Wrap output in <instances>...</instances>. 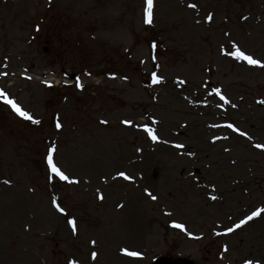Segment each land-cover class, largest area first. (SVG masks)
I'll return each instance as SVG.
<instances>
[{
  "label": "rangeland",
  "instance_id": "1",
  "mask_svg": "<svg viewBox=\"0 0 264 264\" xmlns=\"http://www.w3.org/2000/svg\"><path fill=\"white\" fill-rule=\"evenodd\" d=\"M144 7L0 0V92L40 121L0 97V264H264V213L211 238L264 203V67L221 52L264 64V0H153L151 23ZM49 148L77 183L49 179Z\"/></svg>",
  "mask_w": 264,
  "mask_h": 264
},
{
  "label": "snow or ice",
  "instance_id": "2",
  "mask_svg": "<svg viewBox=\"0 0 264 264\" xmlns=\"http://www.w3.org/2000/svg\"><path fill=\"white\" fill-rule=\"evenodd\" d=\"M144 20L145 23H151V13H152V8H153V0H144ZM189 7L191 8H195L196 5L195 4H190ZM212 19V14L209 13L208 16L206 17L207 21H211ZM227 35V33H226ZM153 47H155V45H153ZM221 52L224 55L227 56H231L233 59L235 60H240V61H245L247 62L249 65H253V66H258V67H264V64H261V62L257 59H254L251 55H247L244 51H241L240 48L233 43L231 45L230 50H228L227 52L224 51L223 47L221 48ZM3 74V73H0ZM151 79H152V83L156 84L160 82L161 78H158L157 74L155 72H153L151 74ZM181 83H183V81H181ZM77 88L82 87V85L79 83V81H77L76 84ZM215 94L216 96L219 97V99L221 101H223V104H228L229 101L225 98L224 95L221 94V90L219 88H213L211 93H209V95ZM0 97L3 98L4 103L9 105L11 107V109L20 117L31 121L34 124H38L40 123L39 120L34 119L27 111H23L13 100L7 98V96H5V94L3 92H0ZM260 103H264V101H261ZM220 107H222L223 105H219ZM102 123H106V121H102ZM122 123L125 124H131V121H122ZM153 124L156 123L155 120L152 121ZM215 126V125H214ZM57 129H59L61 127V125L59 123L56 124ZM224 127H227L229 129H231L233 132H239L240 136H245L246 133L239 131L237 128L234 127L233 124L228 123L226 125H224ZM143 131L146 132L149 136V138L153 141H157V136L154 133V129L152 127H149L148 125H143L142 126ZM214 139H216L214 137ZM176 147H181V145H176ZM255 148L258 149H264V144H255L254 145ZM53 152L54 149L53 148H49L48 149V154L46 156V160H47V164H48V169L51 173V176L49 177V179H59L61 181H66L69 183H77L78 181L76 180H72L69 178V176H67L54 162V158H53ZM118 176L123 177L124 179H130V177H128L124 172H118L117 173ZM5 184L9 183V181H4ZM146 194L151 196L152 200H155L156 197L152 196L150 193L147 192V190H145ZM102 199V197H99ZM214 199V197H213ZM53 207L56 208L57 211L59 212H63V209L59 207V205L57 204L56 200L53 199L52 201ZM262 213H264V207H258L256 208L254 211H252L249 215H246L243 219H240L238 223H234L231 227H227L225 229V233H231L234 231V229L241 227L242 225H244L245 223H247L248 221L252 220L255 217L260 216ZM68 225L72 228V231L75 233L76 231V227H75V221L73 219H69L67 221ZM173 227L179 228L182 231L184 230V225L182 224H178V223H173ZM216 235H220V233H216ZM122 252H124L125 255L127 256H132V257H136L139 255L138 252H134V251H128L125 249L121 250ZM92 257L93 259L96 257V253L93 252L92 253ZM69 264H75L74 261H69ZM244 264H251L250 261H245Z\"/></svg>",
  "mask_w": 264,
  "mask_h": 264
},
{
  "label": "water",
  "instance_id": "3",
  "mask_svg": "<svg viewBox=\"0 0 264 264\" xmlns=\"http://www.w3.org/2000/svg\"><path fill=\"white\" fill-rule=\"evenodd\" d=\"M155 264H187V263L162 258V259H159Z\"/></svg>",
  "mask_w": 264,
  "mask_h": 264
}]
</instances>
